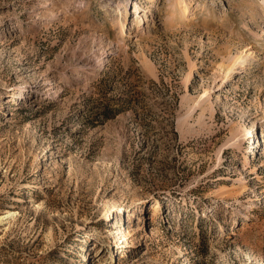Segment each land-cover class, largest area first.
I'll return each mask as SVG.
<instances>
[{"label": "rangeland", "instance_id": "obj_1", "mask_svg": "<svg viewBox=\"0 0 264 264\" xmlns=\"http://www.w3.org/2000/svg\"><path fill=\"white\" fill-rule=\"evenodd\" d=\"M262 2L0 0V264H264Z\"/></svg>", "mask_w": 264, "mask_h": 264}, {"label": "bare ground", "instance_id": "obj_2", "mask_svg": "<svg viewBox=\"0 0 264 264\" xmlns=\"http://www.w3.org/2000/svg\"><path fill=\"white\" fill-rule=\"evenodd\" d=\"M262 5H264V0H263V2L261 3ZM179 8V7H178ZM174 9V8H173ZM177 10V9H176ZM179 10V9H178ZM177 10V11H178ZM181 10V9H180ZM176 11V12H177ZM182 11V10H181ZM180 11V12H181ZM172 12H174V11H172ZM168 14H169V12H168ZM172 14V13H171ZM179 14V13H178ZM178 14H176V15H178ZM183 14L186 16V15H189V5H186V7H185V9H183ZM176 15H175V17H176ZM173 16H174V14H173ZM171 17V16H170ZM180 17V16H179ZM181 18V17H180ZM217 18H219V16L217 17ZM171 19V18H170ZM221 20V19H220ZM219 20V21H220ZM170 21H172V20H170ZM128 21H127V19H126V22L125 23H127ZM217 22V21H216ZM167 23V22H166ZM165 23V24H166ZM172 23V22H171ZM175 23V22H174ZM126 26V25H125ZM122 34H123V36H127L128 35V33H127V27H124L123 28V31H122ZM234 73V69L233 68H231V70H230V74H229V76L230 75H232ZM233 76V75H232ZM58 93V92H57ZM55 96V95H54ZM159 206H160V200L159 201H157V204L156 205H154V206H152V211L153 212H157V210L159 209ZM4 217H6V215L5 216H2L1 217V219H4Z\"/></svg>", "mask_w": 264, "mask_h": 264}]
</instances>
